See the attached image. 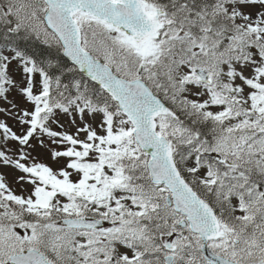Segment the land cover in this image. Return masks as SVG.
Here are the masks:
<instances>
[{
  "label": "rangeland",
  "instance_id": "1",
  "mask_svg": "<svg viewBox=\"0 0 264 264\" xmlns=\"http://www.w3.org/2000/svg\"><path fill=\"white\" fill-rule=\"evenodd\" d=\"M7 1L23 28L33 30L44 40H56L43 22L42 1ZM226 8L236 17L241 30L262 27L261 46L253 45L252 50L244 48L248 54L218 51L214 44L223 39L225 32L221 36L203 29L204 34L195 35L192 40L193 34L189 37L166 16L162 19L164 36L157 42L136 48L128 37L115 30L101 27L84 16H80V20L89 31L88 42L94 53L107 60L118 73L133 78L138 76V67H142V78L164 100L175 104L183 92L189 100L199 103L202 110H209L218 127V135L208 145L170 116L159 118V131L173 142L179 166L191 171V176L203 183L204 194L212 193V203L230 195L228 204L233 212L231 216H224L223 222L227 238L222 244L228 243L227 251L238 255L255 250L264 258L261 192L253 194L257 190L254 187L246 203L234 193L246 179V174L237 166L241 167L242 163L264 166V0H235ZM2 53L6 79L0 78V179L24 202L44 205L50 199L51 210L58 211L62 218L82 217L84 206L101 208L109 225L97 233L71 230L46 211H40L43 218L33 221L16 218L8 227L5 224L6 218L9 219L7 212L0 210V259H5L22 243L23 248L30 244L49 252L56 263L90 264V260H94L95 264H128L123 256L128 258L131 251L119 242L121 237L142 233L153 215L158 222L156 230L150 233L147 229L149 232L139 238L155 255L146 261L161 264L159 251L165 253L164 240L174 232L177 237L171 241L179 249L176 264H185L194 257L195 249L192 251L190 247L199 246V240L188 228L178 226L180 218L166 207L168 190L146 180L127 186L120 168L102 161L117 146L112 141L117 138L114 132L128 127L126 118L116 115L109 132L101 112L73 106L69 110H52L45 121H36L34 114L44 105L41 77L11 51L3 50ZM160 53L166 57L162 67L170 69L177 78L178 85L172 88L174 92L162 87L155 79V72L151 71L158 63L153 56ZM199 69L209 74L211 85L200 82L195 74ZM123 144L126 147V143ZM209 158L213 164L217 160L222 163L212 171L208 166ZM46 175L66 182L82 195L51 189L50 185L43 184ZM3 203L0 201V206ZM144 205L148 206L144 208ZM150 209L152 214L146 227L134 224ZM153 237L162 239L154 242ZM230 237L238 238L240 244L230 243L227 240Z\"/></svg>",
  "mask_w": 264,
  "mask_h": 264
},
{
  "label": "water",
  "instance_id": "2",
  "mask_svg": "<svg viewBox=\"0 0 264 264\" xmlns=\"http://www.w3.org/2000/svg\"><path fill=\"white\" fill-rule=\"evenodd\" d=\"M44 1L47 5L45 23L58 37L63 47V55L86 77L111 95L132 122L135 140L151 157L148 161L151 181L164 183L169 188L175 210L186 216L191 230L198 233L205 243L210 238H216L219 226L213 211L181 178L172 160L167 140L156 133L154 119L159 114L169 112L168 107L140 79L127 80L117 76L108 65L83 49L80 28L74 20V15L82 11L87 16L129 34L134 43L143 44L157 36L158 15L163 14V11L157 10L156 14L148 15L145 12L146 3L142 0ZM66 223L79 226L89 222L70 220ZM202 250L205 257L213 261L214 257L208 249ZM11 260L15 264H50L33 250L16 255Z\"/></svg>",
  "mask_w": 264,
  "mask_h": 264
},
{
  "label": "trees",
  "instance_id": "3",
  "mask_svg": "<svg viewBox=\"0 0 264 264\" xmlns=\"http://www.w3.org/2000/svg\"><path fill=\"white\" fill-rule=\"evenodd\" d=\"M150 1L156 2L165 7L166 10L176 13V18H182L187 14L195 16L199 24L207 26L212 31L220 30L222 27L231 31L236 27L234 20L220 8V4L226 0ZM5 5L6 2L0 0V9ZM17 24L12 13L0 10V48L2 46L11 47L22 57L29 59L32 65L44 74L50 89L47 97L50 106L68 107L78 100L83 105L103 111L107 117L112 116L114 112H119L113 100L96 84L79 73L62 55L58 42L41 40L34 32L29 29H23ZM192 24L188 25V29L198 30L197 26L194 25L195 23L192 22ZM255 34L256 31L253 30L249 32L248 36H238L237 40L244 39L245 44L250 45V43L256 42L251 38ZM1 62L0 56V73H2ZM188 119L191 121V118ZM193 128L198 132L199 136L203 138L209 137L205 131L207 128L206 121L200 124L196 123ZM128 140H132L131 135H129ZM192 186L195 191L201 192L195 184L192 183ZM6 191L0 181V195L4 196L7 194Z\"/></svg>",
  "mask_w": 264,
  "mask_h": 264
},
{
  "label": "flooded vegetation",
  "instance_id": "4",
  "mask_svg": "<svg viewBox=\"0 0 264 264\" xmlns=\"http://www.w3.org/2000/svg\"><path fill=\"white\" fill-rule=\"evenodd\" d=\"M229 257V256H228ZM230 258L234 259V261H238L241 264H262L261 261L255 260V259H246L244 257H233L231 256Z\"/></svg>",
  "mask_w": 264,
  "mask_h": 264
}]
</instances>
